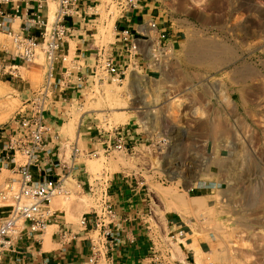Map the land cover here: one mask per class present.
Returning <instances> with one entry per match:
<instances>
[{
	"label": "rangeland",
	"instance_id": "obj_1",
	"mask_svg": "<svg viewBox=\"0 0 264 264\" xmlns=\"http://www.w3.org/2000/svg\"><path fill=\"white\" fill-rule=\"evenodd\" d=\"M121 2L90 4L85 28L91 50L78 64L114 50L130 65L126 76L114 80L100 66L79 93L55 102L46 114L55 142L63 146L66 171L49 206L45 250L58 247L57 238L63 244L78 235L83 215L101 212L109 181L125 175L156 196V216L147 218L157 245L173 261L175 245L187 252L193 240L196 253H202L199 243H209L210 253L201 258L206 264H264V0H155L154 16L176 36L157 66L139 57L127 60L119 35L127 12ZM49 7L52 22L57 1L49 0ZM75 44L70 67L77 59ZM20 51L0 30L1 132L46 81L42 47L28 63ZM124 128L130 129L128 139L140 138L128 151L116 147V133ZM208 168L213 176L202 181ZM256 186L262 203L251 209ZM177 198L191 207V223L179 227L166 219Z\"/></svg>",
	"mask_w": 264,
	"mask_h": 264
},
{
	"label": "built area",
	"instance_id": "obj_2",
	"mask_svg": "<svg viewBox=\"0 0 264 264\" xmlns=\"http://www.w3.org/2000/svg\"><path fill=\"white\" fill-rule=\"evenodd\" d=\"M56 1L58 9L54 21L51 22L49 0H44L46 15L33 11L27 3L24 15L23 10L17 7L15 15L12 16L7 12V7L13 4L14 0H0V30L13 37L21 50V60L26 63L32 61L37 48L42 47L48 63L43 87L24 104L4 131L7 134V143L0 152V166L13 169L18 177L12 178L0 188V264L31 262V251L41 245L40 237L51 223L49 206L60 192L64 177L57 174V171L65 169L66 165L59 150L51 147L53 134L46 121L49 108L57 101L72 99L91 78L98 75L100 66L108 76L118 81L126 76L130 66L119 59L116 51L111 50L97 52V60L88 70L82 71V66L76 65L64 67L69 61L66 42L71 36L70 20L83 17L80 9L82 0ZM142 1L122 0L121 5H124L125 11L128 12L136 9ZM16 17H22L24 20L18 32L12 25ZM148 26L154 35L143 31L134 33L130 28H125L119 33L122 48L126 49V56L129 57L126 59L130 63L133 58L139 57L138 59L146 61L147 64L157 66L160 64V58L166 54L170 44V32L167 27L163 28V23L158 17H152ZM34 29L39 31L38 36L31 34ZM129 132V128H124L123 133H116L120 137L117 149L128 151V147H131L128 145L130 138L125 137ZM78 153L79 149L76 147L73 155L77 156ZM120 179L124 184L129 183L133 191L145 192V183L137 177L123 175ZM118 217L116 206L111 200L105 201L101 212L83 215V231L88 232L93 227L98 231L96 236L90 238L91 254L87 264L112 261L116 251L124 244L123 231L116 225ZM62 234L67 236V233ZM159 240L156 236V241ZM151 241L152 264H174L164 262L161 252L156 248L158 245L154 240ZM189 264L198 263L193 260Z\"/></svg>",
	"mask_w": 264,
	"mask_h": 264
},
{
	"label": "crops",
	"instance_id": "obj_3",
	"mask_svg": "<svg viewBox=\"0 0 264 264\" xmlns=\"http://www.w3.org/2000/svg\"><path fill=\"white\" fill-rule=\"evenodd\" d=\"M94 0H82L81 4V14L82 18H76L74 21L70 20L71 24V36L67 39L66 42V51L69 56L72 52V43L75 44V55L77 56L76 63H73V66L76 65L82 66V71L88 70V67L93 66L94 63H91L89 59L86 65H80L81 56L83 53L90 51L91 49L87 47V42L90 35L86 30V16L88 15V9H90V4ZM155 0H143L141 4L136 8L132 9L122 17L121 29L130 28L134 33L146 32L154 35L148 26V21L154 16L153 12V3ZM29 3L33 11H37L42 15L47 14L46 4L44 0H14V3L7 7V12L12 15H15L17 7H20L22 15L25 13L26 4ZM19 23V28L22 27L24 22L22 17H16L13 19V28L15 30V23ZM31 34L34 36L39 35V31L34 29L31 30ZM87 36V37H86ZM175 34L170 33V40L174 41ZM80 52V53H79ZM78 64V65H77ZM64 67H70L66 63ZM75 79V77H73ZM139 137L134 135L130 138L131 141H128V145L137 144ZM7 143V134L6 132L0 131V152L2 151L4 145ZM51 147H55L59 150L61 157V151L63 146L60 147L58 142H55L54 136H52ZM62 148V149H61ZM62 159V157H61ZM63 160V159H62ZM65 161V160H63ZM65 169H60L57 171V174L63 175ZM12 175H16L14 170L11 168H5L0 166V188H3L12 178ZM109 192L107 194V200H111L115 204L119 217L117 218L116 225L119 226L120 230L123 231L124 235V244L116 251L112 261H109L108 264H152L151 252L152 244L151 240H154L156 244V236L154 234V229L147 217H155L157 212V202L156 196L151 193H147L139 190H132L130 184H124L120 179V176H114L111 181H109ZM150 207V208H149ZM2 209L0 208V213ZM95 212V211H94ZM150 213V215L148 214ZM166 219L168 223L174 224L176 227L182 226V223H186L183 216L177 211L173 210L170 213H166ZM151 221V220H150ZM187 224V223H186ZM98 231L96 229L90 228L88 232L81 229L73 239L68 243H60L55 241V237L52 236V241L58 245V247H53L50 250H45V239L43 238L44 233L41 235V245H38L36 250H32L33 256L31 257V262L26 264H87L88 257L91 254L90 248V238L96 236ZM151 239V240H150ZM194 245L193 240L187 241L185 247H189L187 252L183 251V247H180L181 253H178L179 259L176 258L175 261L172 260V256L164 252V248L157 246L162 254V259L164 262L170 263H182L189 264L193 260L198 262L201 260L202 264H206L202 258V254H208L210 251H207L206 246L209 247V243L201 242L199 243V248L202 253H196L191 246ZM187 250V249H186Z\"/></svg>",
	"mask_w": 264,
	"mask_h": 264
},
{
	"label": "bare ground",
	"instance_id": "obj_4",
	"mask_svg": "<svg viewBox=\"0 0 264 264\" xmlns=\"http://www.w3.org/2000/svg\"><path fill=\"white\" fill-rule=\"evenodd\" d=\"M200 47V46H199ZM196 48V47H195ZM208 49V48H207ZM207 49H206V51H207ZM226 51V50H225ZM201 52V51H200ZM196 55V54H195ZM215 56V55H214ZM211 56H209V58H210ZM218 57V56H217ZM212 58V57H211ZM215 60V59H214ZM221 60V59H220ZM206 62V61H205ZM210 62V61H209ZM212 63V62H211ZM218 64V63H217ZM212 66V65H211ZM171 112H172V116L175 118V119H177L178 118V116L176 115V113H175V111L178 109L174 104H172L171 105ZM75 131V130H74ZM65 149H64V152L66 153L67 152V150H69L68 149V145H67V147H64ZM62 149V148H61ZM63 153V152H62ZM67 154V153H66ZM65 155V154H64ZM213 176V172L211 171V169L210 168H208V169H206L205 171H202V173H201V175H200V177L202 178V181H203V179H208V178H211ZM199 177V176H198ZM66 179V178H65ZM64 179V180H65ZM205 182V181H204ZM259 187V186H258ZM257 186H256V188H255V191L253 190V198H252V200H251V203H250V206H251V209L253 208H257V207H259L260 205H261V191H259V188H258ZM177 199H180V200H177L176 202H175V210L177 211V213H180V214H182L183 215V219H185L188 223H191V221L189 220V214H187L186 212H189V210H190V205L188 206L187 204H185L183 201H182V199L181 198H177ZM224 201H226L225 199H224ZM250 202V201H249ZM168 210H170V209H168ZM173 210V209H172ZM186 213V214H185ZM256 218V217H255ZM177 240V239H176ZM172 244H175V243H172ZM176 246V248H177V251L178 252H176V254L177 255H175L176 256V258H180L178 255V253H181V250L178 248V246L177 245H175ZM199 249V251H200V248H198Z\"/></svg>",
	"mask_w": 264,
	"mask_h": 264
}]
</instances>
